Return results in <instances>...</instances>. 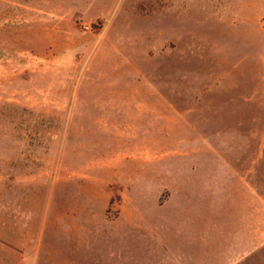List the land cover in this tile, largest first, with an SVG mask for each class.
<instances>
[{"label":"rangeland","instance_id":"obj_1","mask_svg":"<svg viewBox=\"0 0 264 264\" xmlns=\"http://www.w3.org/2000/svg\"><path fill=\"white\" fill-rule=\"evenodd\" d=\"M0 264H264V0H0Z\"/></svg>","mask_w":264,"mask_h":264}]
</instances>
